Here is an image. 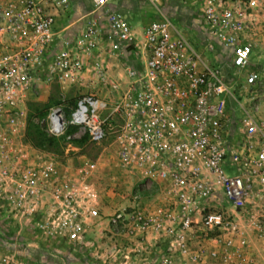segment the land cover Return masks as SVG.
<instances>
[{
	"label": "built area",
	"instance_id": "2783aa9c",
	"mask_svg": "<svg viewBox=\"0 0 264 264\" xmlns=\"http://www.w3.org/2000/svg\"><path fill=\"white\" fill-rule=\"evenodd\" d=\"M110 1L90 0L93 16L86 27L49 57L54 26L69 11V0H0V208L27 222L44 241L76 246L85 244L88 227L102 219L100 179L122 176L121 187L130 180L150 181L161 188V206L143 207L135 194L131 206L109 216V228H120L127 238L163 239L158 264H257L248 248L255 239L257 251H264L260 99L255 94L248 104L240 102L220 69L167 17L145 26L135 44L145 61L126 68L128 86L114 102L84 94L68 111L63 105L49 109L46 133L66 139L60 155L28 140L27 108L41 85L64 89L90 70L106 80L95 57L100 41L95 16ZM147 1L156 6L160 0ZM195 1L209 35L231 52L232 66H249L254 41L248 34L256 30L253 19L264 12V0ZM108 29V58L120 43L134 45L121 14L108 15ZM260 74L250 70L246 87L260 88ZM230 104L238 107L240 119L228 140ZM69 129L84 133L99 151L96 158L78 153L74 140L80 136ZM217 193L226 206L211 210L203 202ZM197 233L201 241L192 248ZM0 264L28 263L13 251H0Z\"/></svg>",
	"mask_w": 264,
	"mask_h": 264
},
{
	"label": "crops",
	"instance_id": "0c3cea01",
	"mask_svg": "<svg viewBox=\"0 0 264 264\" xmlns=\"http://www.w3.org/2000/svg\"><path fill=\"white\" fill-rule=\"evenodd\" d=\"M88 1L92 9L89 11V14L88 12L81 14V11H78L81 1L69 0V11L66 12L64 15L60 16L54 26L55 40L52 46L50 47L51 50L49 51V57H51V55H53L57 50L62 47V42L67 41L72 43L75 38L79 36L80 33L83 31V25L81 20L87 15L90 16L93 10L92 3L90 2V0ZM114 12L121 14L127 21L128 25L130 26V30L134 35V45L120 43L119 52L116 53L113 58H108L106 55V51L110 46L109 41L107 39V35L109 32L108 15ZM92 16H90L89 19H91ZM163 16L167 17L181 33L182 28L185 32L184 35L188 38V40H190V36L186 35L187 32H189L193 36L192 40L194 43H192L203 54V56L206 58V60L211 66L220 69L219 64H221V61L224 60H229L230 64L232 65L231 52L227 49H224L213 37L209 35L206 25L202 20L200 5L198 1L160 0L156 6H153L147 0H111L104 8L98 10L95 16L98 21L100 39L99 46L95 51V57L100 60L104 67L105 74L107 76L106 80L101 81L100 79H98L96 74L90 70L82 74L77 82L66 86L64 88L65 91L76 88L80 89L82 92H84V94H93L103 100L108 101V103L110 104L114 102L128 86L129 78L127 77L126 68H140L145 61L144 56H137L136 52H138L139 50L138 47L135 46V44H140L145 26L152 21L160 20ZM257 17L259 21H263V10H259L257 12V15L255 16L256 20ZM258 25L259 27L256 28L255 33L257 39H259L261 44H264V30L261 29L260 24ZM210 44L213 47L212 50L208 49V45ZM212 60H215L216 62L212 63ZM258 63L259 62H257L256 65H258ZM259 71L261 73L260 88L250 87L249 89L255 92H260L259 97H257L260 99V110L258 116L264 117V100H262V98H264V68L261 67ZM240 82L241 85L246 86L243 78ZM110 84H117L118 89L112 90ZM228 110L230 119L227 123L226 129L229 140L233 139L234 137V126L236 124V121L240 119V112L238 111V107L236 105L231 104L228 107ZM116 172L117 170L115 171V173ZM120 177L117 179L113 178V180H110L106 176L98 181L97 187L101 191L100 215L102 219L98 226L88 227L86 233L85 244L90 239V242H92L93 244L95 243L94 245H96L93 246L94 249H97V252H103L106 257H108L107 254L112 255L113 253H116V245L115 243L111 245L110 240L119 234L115 232V229L111 230L112 227L109 228V216L113 214L116 210L124 208L125 205L124 203H121L122 201L121 199H119L121 198V196L118 194V192H116L117 190L122 188L121 186L124 183L123 177ZM117 183L119 184L117 185ZM116 185L117 188H115ZM130 185H133L132 188H136L138 184L136 181L132 182L130 180ZM158 196L155 197L156 199L153 197V199H151L150 201L145 200L142 206L150 209H154L156 207L161 206V204L163 203L161 199V194H159ZM203 203L206 207L210 208L211 210H219L226 206V202L221 193H217L215 195L210 196ZM127 205L131 206L132 203ZM102 220L107 221V229H102L103 231L105 230L104 234H101V232H99V229H97V227H99L100 225L102 226V224H104V221ZM20 227L21 228L17 230V234L14 236L3 237L0 234V251H13L28 264H53L51 263V261H48L47 255H49V253H54L57 251L55 245H59L61 247L60 250L62 251H68L70 249L74 252L81 250V246L85 245L81 244L75 246L63 242H55L52 240L45 241V243L43 242V239L41 240V238L38 237L37 233L35 232V230L32 229L30 225L24 224V226ZM107 233H110V236ZM120 237H123V239H125V242H123L124 245L122 246L121 250L122 253L125 255V258H128L130 254V256L135 255V257H138L139 264H158V253L160 250H163L165 246L163 239L158 238V236H154L153 234H148L147 236L142 237L141 240L139 238H125L124 236ZM104 238H106L105 241H103ZM113 241L115 242L117 240L114 239ZM200 241L201 240L199 238V234L197 233L195 236L192 237V248H196L197 243H199ZM99 243H101L100 246H98ZM105 243L108 244L106 248L103 247ZM203 245H205L209 249L213 247L210 242H203ZM84 247L86 248V245ZM72 251L70 253H72ZM65 253L66 252H63V254ZM248 254L256 260L257 264H264V251H257L255 239H251V244L248 248ZM72 256L74 255L72 254ZM79 256V254H76V257ZM78 261L80 262V260H72L74 264H80L78 263ZM62 264H64V261H62Z\"/></svg>",
	"mask_w": 264,
	"mask_h": 264
},
{
	"label": "rangeland",
	"instance_id": "374dc122",
	"mask_svg": "<svg viewBox=\"0 0 264 264\" xmlns=\"http://www.w3.org/2000/svg\"><path fill=\"white\" fill-rule=\"evenodd\" d=\"M80 1H81V4L79 5L78 11H81V14H84L86 12H88L89 14V11L92 9L89 1L88 0H80ZM90 16H92V14H90ZM90 16L87 15L81 20L83 29L86 27ZM253 21L256 24V28L259 27L258 24H260L261 29L264 30L263 28L264 18H263V21L261 22V20L260 21L258 20V17H257V20L254 17ZM181 31L183 34L185 33L182 28H181ZM255 31H252V32L250 31L248 34V37L252 39L253 41H255V46L253 47V52L250 58L249 66L243 69L237 70L236 68L232 67L229 60L221 61V64H219L220 71L223 73L226 80L230 82L232 86H234L233 88H234V94L236 98L240 102H243L246 104H248L251 101L252 95L256 94L257 97H259L260 92H255L253 90H250L246 86L241 85L240 81L242 80V78L244 80V76L250 70L254 68H257V70H260L261 67L264 68V44H261L259 39H257ZM186 35L190 36L189 39H190V42L192 43L193 36L189 32H187ZM213 62H216V61L212 60V63ZM257 62H259L258 65H256ZM240 85L242 88H240ZM36 90L37 91L35 95L32 96L31 101L28 104L26 124L28 125L30 123L31 125H34L35 127L39 128L40 131L44 134H47L46 128H45V120L43 118H40V116L38 115V109L42 108V106H44L45 104H50V103H53L54 101L56 102L58 101L57 105H63L64 109L68 111L74 105L75 101L80 96L84 95V92H82L80 89L73 88V89H69L68 91H65V89H61L60 85L56 83L44 84L39 89H36ZM262 100H264V98H262ZM57 105L52 104L49 107V109ZM76 131L77 130L73 129V132L71 134L77 133L80 136V139H78V141L76 142L78 143L79 146H81L80 147L81 150L78 153H80L82 156L89 158V159L96 158V154H98L99 151L95 147H92L91 145L86 143V138L82 131L80 132H76ZM61 138H56V139L61 140L56 147H52V148H49V150H46V149L45 150L51 154L60 155L61 146H63L66 143L65 137H61ZM137 184L138 185L136 186V188H132L133 185L131 186L129 184V185H126L125 187L120 188V190L116 191L121 196V198L119 199H121L122 201L121 203L125 204L124 207L128 206L127 204L132 203V197L135 194L139 195L140 204L143 205V202L145 200L150 201L151 199H153V197L154 198L157 197L161 192V188L154 185L153 182L138 181ZM102 221H104V224H102V226L100 225L99 227H97V229H99V232H101V234H104L105 230L103 231L102 229L103 228L107 229L106 227L107 221L106 220H102ZM24 224H28V223L24 221L19 223V221H17L16 219L11 218V215H9L3 208H0V234L3 237L5 236L11 237V236L16 235L17 230L21 228L20 226H24ZM119 229L120 228L118 227L115 228V232L119 234L110 240L111 245L113 243H115L116 245L115 247L116 253H113L114 254V255L112 254L113 256L106 253L108 255V257H106L103 254V252H97L96 251L97 249H94L93 247V246H96L94 245L95 243L93 244L92 242H90V239H89L88 242L85 244L86 248L84 247L85 245L84 246L82 245L80 248L81 250L77 249L78 251L75 250L76 252L70 249L68 251H62L60 250L61 247L59 245H55V248L57 249V251L54 253H49V255H47V259L48 261H51V263L53 264H62V261H64V264H74V262H72V260L74 259L80 260V262L78 261V263L80 264H139L138 257H135V255L130 256L129 254L128 258L124 257L125 255L122 253L121 250H122V246L124 245L123 242H125V239H123V237H120V236H124L125 238L127 237L121 231H119ZM107 234L110 236V233H107ZM114 239H116L117 241L114 242L113 241ZM105 240L106 238L103 239V241ZM43 242L45 241L43 240ZM100 245L101 243L98 244V246ZM107 246L108 244L105 243L103 247L106 248ZM71 251L72 253H70ZM63 252H66V253L63 254ZM72 254L74 256H72ZM76 254H79L80 256L76 257ZM134 254H138V253H134Z\"/></svg>",
	"mask_w": 264,
	"mask_h": 264
},
{
	"label": "trees",
	"instance_id": "16d2710c",
	"mask_svg": "<svg viewBox=\"0 0 264 264\" xmlns=\"http://www.w3.org/2000/svg\"><path fill=\"white\" fill-rule=\"evenodd\" d=\"M52 104L57 105L58 101H54L50 104H45L44 106H42V108L38 109V115L40 116V118H43L45 120L49 107ZM72 132L73 129H69L67 133L71 134ZM26 136L35 148L41 150H49V148L56 147L61 141L60 139H56L48 136V134L42 133L39 128L35 127L34 125H31L30 123L27 125L26 128ZM74 142L76 143L77 141L74 140Z\"/></svg>",
	"mask_w": 264,
	"mask_h": 264
}]
</instances>
